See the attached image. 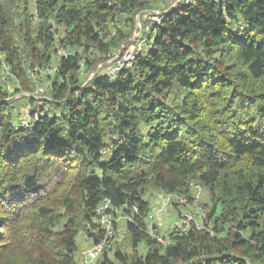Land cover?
I'll list each match as a JSON object with an SVG mask.
<instances>
[{
    "label": "trees",
    "instance_id": "trees-1",
    "mask_svg": "<svg viewBox=\"0 0 264 264\" xmlns=\"http://www.w3.org/2000/svg\"><path fill=\"white\" fill-rule=\"evenodd\" d=\"M183 2L108 77L136 17L163 0H0V264H78L84 236L104 235V199L124 238L112 223L95 264H264V0ZM84 68L97 71L86 84ZM33 72L40 105L15 98ZM193 188L205 227L164 247L144 196L171 195L180 214Z\"/></svg>",
    "mask_w": 264,
    "mask_h": 264
},
{
    "label": "built area",
    "instance_id": "built-area-1",
    "mask_svg": "<svg viewBox=\"0 0 264 264\" xmlns=\"http://www.w3.org/2000/svg\"><path fill=\"white\" fill-rule=\"evenodd\" d=\"M192 0H185L183 2L184 4H189L191 3ZM162 14V15H161ZM151 13L150 17L153 20L152 23L150 24L149 27L152 25L159 24L161 22V19L163 17L164 13ZM160 17L159 22H155V17ZM140 33V32H139ZM139 37V35H137ZM142 40L138 41V43L134 46L136 47L135 52L133 51H128L125 56L120 55V51L114 56V58L111 60V66L108 69V72H106V76L108 77H114L115 74L119 73L120 71L124 69H129L133 65V60L135 57L141 52V47H142ZM145 44V41H144ZM145 46V45H144ZM60 56L67 58V56H70V52H61ZM42 92V90H39ZM39 118L38 113H36L32 118H31V123L32 121L35 122ZM30 123V124H31ZM28 122L26 121L24 123V126H28ZM174 200V197L171 195H163L159 197V206L157 209H152L151 212L148 214L146 217V221L148 224V234L153 235L156 240L163 245L164 247H167L172 243L171 238L168 237H163L161 235H158L157 232V227H159V222L160 219H158L159 213L163 214L167 210V207L169 202ZM183 202V200H181ZM166 209V210H165ZM109 211L117 213L116 209L114 210L113 207L110 205L109 201L103 200L97 207L94 213V218L93 221L101 227L102 230H104V235L99 237L97 230H91V236H84V238L81 240L82 247L79 250V255H78V264H95L99 257L103 254L102 252L104 251V247H107L108 243L110 240L113 239V233H112V223H119V221L123 220L122 217L116 216L115 218L112 217ZM197 220H194L192 216H189L188 214H180V217L178 218V221L174 223V221L170 222L169 224V229L170 233H175L179 235H183L186 231L190 229V224L191 222L195 221L196 225V230L199 231L205 227V214L200 213V217L196 218ZM99 238L97 242L94 241V238Z\"/></svg>",
    "mask_w": 264,
    "mask_h": 264
},
{
    "label": "rangeland",
    "instance_id": "rangeland-1",
    "mask_svg": "<svg viewBox=\"0 0 264 264\" xmlns=\"http://www.w3.org/2000/svg\"><path fill=\"white\" fill-rule=\"evenodd\" d=\"M182 1L185 2V0H163V4L161 5V8L159 10H154L153 9L152 11L145 12L142 15H138L136 17V20H135V26L133 28L134 30H133L132 36H131L132 38L129 40L128 44L126 45L127 47H125V48L122 47V49L120 51V55L124 54L123 55V57H124L125 54L128 51H130V50L135 52L136 47H134V46L140 40H142L141 49L142 48L144 49V47H146V46H144L146 44H144L143 35L145 34V32L149 31V26H150V24L153 21L151 19V17H150L151 13H159V14L164 13V12L167 13L166 12L167 10L176 7L177 4L181 3ZM32 2H33V0H32ZM161 15L159 17H155V20H156L155 22H159L160 21ZM143 22H145V25L142 24ZM145 26H147V27H145ZM55 27L56 26H53V28H55ZM137 35H139V37ZM110 62H111V60L108 62L109 65L111 64ZM100 67H101V65L98 67L97 70H99ZM109 68H110V66H109ZM52 70H53V67L48 70V72H47L48 76L51 75ZM106 72H108V70ZM106 72H105L104 75H106ZM95 74H97V71L92 72V71L86 70L84 68L83 72H82V76H81L82 79H85L84 84L88 83ZM30 75L32 76V79H33V82H34L33 83L34 84V91L28 93V92H25L24 90H21L20 91V95H18L15 98L16 99H20L21 96H25V97L30 98L31 100H34L35 102L37 101L38 105H40L41 101H43L45 99V96H46L45 95V91H44V87L41 86L42 84L40 85V82L43 81V76L44 75H41L42 78L35 77L34 76L35 75L34 72L30 73ZM10 90H11V88H10ZM39 90H42V92H40ZM4 101H6V100H4ZM4 101H2V102H4ZM29 108H30V105H27L26 101H22V102H20V104L18 106V111L21 114V112L27 111V110H29ZM48 110L49 109L46 108L45 106H42V109H40L39 106L36 108V111H38L40 113V115H42V116L47 115L48 117H51L52 114ZM23 116H24V114L23 115L21 114V116H20L21 119L20 120H22V121H21V123H18V124L25 123L29 119L26 115L24 117ZM20 117H18V118H20ZM146 129L147 128H143L142 129L143 133L146 132ZM192 195H193V198H194V201H193L194 203L193 204H188L185 201L183 205H186L187 207H185V208L183 207L181 209L183 211H181L180 214H189V216H193L195 218H199L200 217V213H202V210L199 207V205H200V203H206L205 199H204V193L200 189L193 188ZM160 196H163V194L162 193H158V192H154V191H150L147 195L144 196V199L146 201H148L149 204H151V208L152 209H154V208L157 209L158 206H159L158 202H159V197ZM173 201H174V203H177L178 199L174 198ZM169 205L167 207V210L165 209L166 210L165 211L166 214H163V212H162V213H159L160 216H158V219H160V222L158 223L159 227H157L156 230L163 237H168L169 234H170V229H169L170 222L174 221V223H175L176 221H178V218L180 217V214H178L176 210L174 211L172 209V204L170 205L171 207ZM122 227H123V224H122V220H121V221H119V223L117 224V226L114 229V231H115L114 232V236H116L115 241H120V240H122L124 238L123 232H122ZM105 248L106 247H104V249Z\"/></svg>",
    "mask_w": 264,
    "mask_h": 264
}]
</instances>
